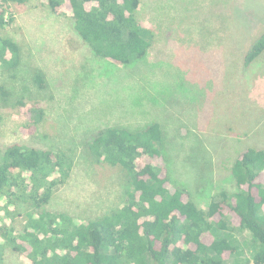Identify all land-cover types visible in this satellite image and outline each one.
Returning a JSON list of instances; mask_svg holds the SVG:
<instances>
[{"label": "rangeland", "instance_id": "1", "mask_svg": "<svg viewBox=\"0 0 264 264\" xmlns=\"http://www.w3.org/2000/svg\"><path fill=\"white\" fill-rule=\"evenodd\" d=\"M10 6L15 20L0 26V35L19 43L21 63L0 65V148L18 142L71 161L47 205L52 212L84 222L124 204L127 173L89 149L100 129L159 122L172 182L204 206L230 186L227 159L245 145H264V53L245 65L264 32V0H141L138 13L153 32L152 45L128 65L98 56L71 20L37 0ZM36 70L45 86L35 82ZM29 116L37 121L34 132L25 127ZM33 209L17 201L0 213V225L11 220L8 212L15 219L8 225L21 230ZM228 233L238 248L228 264L251 260L258 246L251 232L235 226L219 232ZM1 264L36 263L8 246Z\"/></svg>", "mask_w": 264, "mask_h": 264}, {"label": "trees", "instance_id": "2", "mask_svg": "<svg viewBox=\"0 0 264 264\" xmlns=\"http://www.w3.org/2000/svg\"><path fill=\"white\" fill-rule=\"evenodd\" d=\"M31 1L0 0V26L15 20L11 4ZM37 1L71 20L82 42L115 64L145 58L152 45L153 32L138 13L141 0ZM263 53L264 32L251 44L245 65ZM20 63L19 43L0 35V65ZM38 71L35 82L45 86ZM18 102L32 112L29 103ZM28 118L25 127L34 132L37 121ZM165 141L159 122L95 132L89 149L97 160L120 166L127 173L128 188L119 209L84 222L47 208L55 187L72 170L63 153L18 142L0 148V194L6 197L0 213L17 201L34 207L18 231L8 225L15 219L6 213L11 220L0 225V264L8 246L25 252L36 264H228L238 248L229 233L219 232L230 226L248 229L258 244L251 260L235 264H264V145H245L227 159L230 186L218 189L204 206L185 186L172 182Z\"/></svg>", "mask_w": 264, "mask_h": 264}]
</instances>
